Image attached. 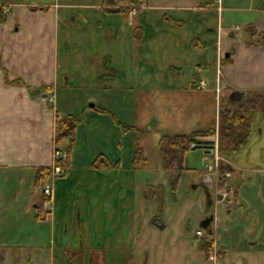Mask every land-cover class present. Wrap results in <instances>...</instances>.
Masks as SVG:
<instances>
[{
    "label": "rangeland",
    "instance_id": "obj_1",
    "mask_svg": "<svg viewBox=\"0 0 264 264\" xmlns=\"http://www.w3.org/2000/svg\"><path fill=\"white\" fill-rule=\"evenodd\" d=\"M68 1L52 95L60 117L76 119L69 167L50 182L56 196L39 219L33 177L0 179V264H264V117L254 114L247 141L226 157L238 195L229 214L217 206L215 260L196 230L207 234L201 183L216 134L176 154L174 172L160 143L217 125L223 51L247 40L264 0ZM227 96L218 92L222 104ZM81 244L93 253L80 258Z\"/></svg>",
    "mask_w": 264,
    "mask_h": 264
},
{
    "label": "crops",
    "instance_id": "obj_2",
    "mask_svg": "<svg viewBox=\"0 0 264 264\" xmlns=\"http://www.w3.org/2000/svg\"><path fill=\"white\" fill-rule=\"evenodd\" d=\"M0 7L7 12L6 20L0 23V53L4 67L29 85L54 86L58 80V30L62 21H65V13L71 9V3L68 0H0ZM252 25L258 31H264V15ZM245 42L233 50L229 46L225 47L223 51L226 53L232 50L231 60L223 64V80L219 88V92L227 91V106L237 104L248 90L264 89V46H248ZM197 77L192 83L203 79L200 75ZM217 85L216 80V123L220 112ZM55 111V104L48 107L38 96L32 97L26 86L6 85L0 69L1 180L15 179L18 184H22L28 173L34 181L37 166L53 163L54 154L60 151H56L54 146ZM201 139L206 141L208 137L203 136ZM237 195L236 189L233 197ZM55 196L53 193L52 202ZM224 203L226 213L229 214V201ZM2 211L0 203V213ZM130 244L128 242L127 245L131 249ZM119 249L122 250L120 252L125 250ZM88 252L93 253L81 244L80 258L86 257ZM102 253L104 255V251Z\"/></svg>",
    "mask_w": 264,
    "mask_h": 264
},
{
    "label": "trees",
    "instance_id": "obj_3",
    "mask_svg": "<svg viewBox=\"0 0 264 264\" xmlns=\"http://www.w3.org/2000/svg\"><path fill=\"white\" fill-rule=\"evenodd\" d=\"M124 1V0H122ZM138 1V0H137ZM145 0H139V4H143ZM36 9H39L38 7ZM118 9V8H117ZM7 18V12L0 7V23L4 22ZM249 46H264V31H258L255 27H251V32L246 40ZM232 50L230 56L224 57V62L231 60ZM0 69L2 71L3 80L6 85H23L26 86L32 97L39 95H49L53 92V85H29L19 76H13L10 71L4 67L0 53ZM50 104L48 103V107ZM220 112L218 115V141L219 153L223 157L232 154L236 149L247 141L248 133L251 127L252 117L256 113H260L264 117V89L261 90H248L242 94L239 102L233 106L222 104L219 100ZM75 127L76 119L71 116L60 117L58 111H55L54 118V146L58 149L60 140L67 138L68 146L66 148L67 158L65 161L56 160L55 164L62 166L64 169L69 167L70 152L74 146L75 141ZM215 134V127L209 130H201L192 134H168L165 133L160 137V143L167 145L169 151L165 154L167 160V167L174 172L176 163V154H184L188 148L196 147V144L191 146L192 142L196 141L197 136H207ZM210 142L213 140H209ZM202 143V142H199ZM198 144V143H197ZM204 147V146H202ZM206 148V147H205ZM103 162V160H102ZM105 164V162H103ZM221 170L228 169L232 171L233 168L225 162L220 163ZM52 171V165L37 166L34 173V187L39 188L49 177ZM45 199L41 195V201L36 203L34 210L36 219L40 218V213L44 210ZM205 240V241H204ZM203 240L202 247L205 249L207 255L212 249V241Z\"/></svg>",
    "mask_w": 264,
    "mask_h": 264
},
{
    "label": "built area",
    "instance_id": "obj_4",
    "mask_svg": "<svg viewBox=\"0 0 264 264\" xmlns=\"http://www.w3.org/2000/svg\"><path fill=\"white\" fill-rule=\"evenodd\" d=\"M204 85V82L201 81L198 87H201ZM43 100H45V97H42ZM51 100V98H49ZM214 148H215V158L214 161L206 166L205 172H204V180L208 182H213L215 185V193H214V198H215V203L218 201H222L224 199H227L231 192L232 188L224 187L222 185V182L225 178L229 176V172L225 171L222 172L219 166V159L220 155L218 154V141L216 139L214 143ZM219 155V156H218ZM222 159V158H221ZM61 172V167L58 165H55L52 170V175L51 177L57 176ZM43 193L45 197H50L52 194V188L48 183H45L42 187ZM197 234L201 235V231H197ZM214 254L210 255V259H214Z\"/></svg>",
    "mask_w": 264,
    "mask_h": 264
},
{
    "label": "water",
    "instance_id": "obj_5",
    "mask_svg": "<svg viewBox=\"0 0 264 264\" xmlns=\"http://www.w3.org/2000/svg\"><path fill=\"white\" fill-rule=\"evenodd\" d=\"M225 56H229V53H226ZM201 185L204 187V191H205V193L207 195V201H206V206H205V211H204V218L201 220L200 226L203 227V228H207L208 224L211 221V218L208 216L211 200H210V196H209V191H208L207 185L205 183H201Z\"/></svg>",
    "mask_w": 264,
    "mask_h": 264
},
{
    "label": "flooded vegetation",
    "instance_id": "obj_6",
    "mask_svg": "<svg viewBox=\"0 0 264 264\" xmlns=\"http://www.w3.org/2000/svg\"><path fill=\"white\" fill-rule=\"evenodd\" d=\"M213 222V221H212ZM213 223H215V222H213ZM209 229V228H208Z\"/></svg>",
    "mask_w": 264,
    "mask_h": 264
}]
</instances>
